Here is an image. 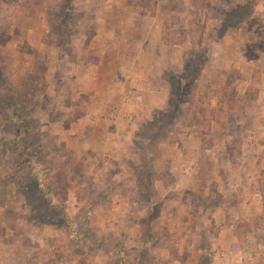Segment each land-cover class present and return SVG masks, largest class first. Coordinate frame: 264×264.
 Wrapping results in <instances>:
<instances>
[{
    "label": "rangeland",
    "instance_id": "1",
    "mask_svg": "<svg viewBox=\"0 0 264 264\" xmlns=\"http://www.w3.org/2000/svg\"><path fill=\"white\" fill-rule=\"evenodd\" d=\"M0 264H264V0H0Z\"/></svg>",
    "mask_w": 264,
    "mask_h": 264
},
{
    "label": "crops",
    "instance_id": "2",
    "mask_svg": "<svg viewBox=\"0 0 264 264\" xmlns=\"http://www.w3.org/2000/svg\"><path fill=\"white\" fill-rule=\"evenodd\" d=\"M144 48H146V47H144ZM144 48H143V50H144ZM148 55H150V54L148 53ZM135 102H136V101H135ZM121 113H122V112H120V115H121Z\"/></svg>",
    "mask_w": 264,
    "mask_h": 264
}]
</instances>
